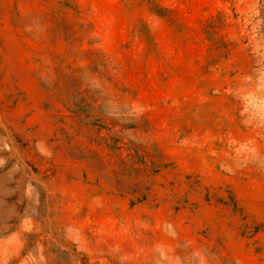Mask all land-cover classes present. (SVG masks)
I'll return each instance as SVG.
<instances>
[{
	"label": "rangeland",
	"instance_id": "obj_1",
	"mask_svg": "<svg viewBox=\"0 0 264 264\" xmlns=\"http://www.w3.org/2000/svg\"><path fill=\"white\" fill-rule=\"evenodd\" d=\"M0 264H264V0H0Z\"/></svg>",
	"mask_w": 264,
	"mask_h": 264
}]
</instances>
